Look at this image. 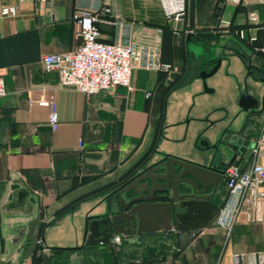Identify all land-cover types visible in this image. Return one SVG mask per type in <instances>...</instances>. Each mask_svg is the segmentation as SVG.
Returning <instances> with one entry per match:
<instances>
[{"label":"crops","instance_id":"0c3cea01","mask_svg":"<svg viewBox=\"0 0 264 264\" xmlns=\"http://www.w3.org/2000/svg\"><path fill=\"white\" fill-rule=\"evenodd\" d=\"M48 1L49 10L26 1L17 18L0 20V78L6 89L0 98V264H264V200L226 237L217 225L227 195L223 181L209 199L171 198L168 233L124 239L119 252L112 243L84 245L88 221L107 214L113 190L139 169L171 157L223 169L235 153L232 164L247 167L264 120V13L256 25L245 19L250 2L186 0V13L175 23L152 0H100L111 10L96 23L102 42L116 41V22L137 41L158 29L154 41L161 61L173 70L137 69L130 90L86 96L43 69V55L81 44L72 19L75 0ZM237 31L248 32L256 48ZM239 40L235 53L229 45ZM216 44L231 53L238 73L261 83V106L255 90L242 94L234 72L224 79L231 86L232 118L218 109L221 89L215 82L212 92L203 90L199 72H208L217 59L205 58L201 49ZM245 96L256 106L242 108ZM52 111L58 117L55 130L49 124ZM257 119L262 121L254 132ZM111 205L115 210L114 200Z\"/></svg>","mask_w":264,"mask_h":264},{"label":"built area","instance_id":"2783aa9c","mask_svg":"<svg viewBox=\"0 0 264 264\" xmlns=\"http://www.w3.org/2000/svg\"><path fill=\"white\" fill-rule=\"evenodd\" d=\"M26 1L37 2L46 10L50 8L48 0H0V20L17 18L20 4ZM243 1L264 5V0ZM159 3L168 22L177 23L186 13V0H159ZM110 14V8L102 5L100 0H75L72 19L75 35L81 44L74 50L43 55L41 63L45 72L56 73L61 86L86 96L116 87L130 90L132 74L137 69L171 72L172 65L161 61V49L154 41L156 33L160 32L158 29L144 33L137 41L130 35L126 36L128 30L124 31L121 22H116L114 24L119 31L116 41L102 42L96 23ZM249 17L252 22L258 19L254 11ZM5 94V84L0 78V98ZM49 124L52 130L57 128L55 111L49 114ZM249 160L246 168L230 164L222 169L227 195L219 209L217 225L224 230L226 237L241 216L250 219L253 208L264 200V120L257 139L249 148ZM124 239L127 240L122 236L113 237L111 243L116 252L120 251Z\"/></svg>","mask_w":264,"mask_h":264},{"label":"water","instance_id":"95a60500","mask_svg":"<svg viewBox=\"0 0 264 264\" xmlns=\"http://www.w3.org/2000/svg\"><path fill=\"white\" fill-rule=\"evenodd\" d=\"M236 35L243 43H250L251 49L256 48V42L249 39L248 32L237 31ZM219 67L220 61L216 60L208 72H201L205 92H211L205 85V79L214 75ZM240 106L247 110L255 107L256 103L242 97ZM235 158L236 153L230 164ZM222 181V168L193 164L173 157L139 169L109 196L107 214L88 221L84 245L109 244L115 236L130 239L168 233L173 229L171 198L209 199ZM113 200L115 210L111 205Z\"/></svg>","mask_w":264,"mask_h":264},{"label":"rangeland","instance_id":"374dc122","mask_svg":"<svg viewBox=\"0 0 264 264\" xmlns=\"http://www.w3.org/2000/svg\"><path fill=\"white\" fill-rule=\"evenodd\" d=\"M152 2H153L154 6L157 9H160V11H161V13L163 15V12L161 10V7H159L160 6V3H158L159 0L158 1L157 0H152ZM229 2L232 5V4H235L236 2L238 3L239 1L238 0H229ZM239 6L241 7V2H240V5H238V9L236 8V11H238L237 14L240 13ZM247 7H248V12L245 15V19L248 21V23H250V24L254 23V22H252L250 20V17H249V14L251 12H253V11L256 12V14L258 16V19L260 18V20H261V17H262V15L264 13V7H262L259 2H250ZM244 11L246 12L245 9H244ZM258 23H259V21H256V23H254V24L257 25ZM232 33L233 32H230V34H232ZM224 36H227V35H223L221 37H224ZM240 45H242L241 40H239L238 43L234 44L233 46L232 45H229V47H231L230 50H232V51H234L236 53L237 51H239L241 49V46ZM223 49H224V47L220 46L219 44H216L215 47L210 48L209 50L205 51L204 53H203V49H201L202 50L201 53L204 54L203 56L205 58L216 57V59L219 60L220 63L222 61H224V60L226 61V62L224 61L225 63L221 66V68L218 70V72L216 71L217 73L215 74L214 78H212L211 80H209L208 83L205 84V85H206V87L208 85V89L209 90L213 89L211 86H209V85H212V82L213 83L215 82L216 85L219 86V88L221 89V91L219 93H218V91L216 92V94L218 96V99L220 100L219 102L217 101L218 104H219L218 105V109H220V108L226 109L228 111V113H229L228 118H230L231 117V113H232V107H233L234 104L232 102L233 97H232V95L229 92V86L230 85L227 88L226 81L224 80L226 78V73L234 72L235 81L238 82L236 85H237V87L238 86L240 87V90L242 91V94L246 90H255V91H253V93L257 96V100L256 101L259 103L260 106L262 104V97H261V92H260L262 90V85H261V83H258L257 81H254L252 78H249V77L248 78H245L244 77L245 75H242L243 74L242 72H239L238 73V69L235 68L237 66V64L235 62L233 64V60L230 59V57H229V55L231 53H229L227 51L223 52ZM226 49H228V48H226ZM217 51H219V56L214 55V53L215 52L217 53ZM250 64H252L251 61H250ZM229 66H230V68H229ZM172 70H173V66H172ZM172 70H171V72H172ZM201 72L202 71L199 72V77H200ZM240 75H242V76L240 77ZM131 84H132V80H131ZM202 87H203V90H204L203 84H202ZM230 88H231V86H230ZM211 92H212V90H211ZM245 97H247V96H245ZM216 114H217V112L215 113V118H217ZM233 115H232V117H233ZM221 117L220 118H217V119H221ZM261 121L262 120L259 121V119H257V120H254V122L252 123V128H254L256 130L254 132H257V130L259 129V127L261 125ZM221 126H222V122L216 124V128L215 129L219 130V128ZM77 185L78 186H81V188H82V184H77ZM112 263L113 262H104V264H112ZM123 264H136V262H123Z\"/></svg>","mask_w":264,"mask_h":264},{"label":"trees","instance_id":"16d2710c","mask_svg":"<svg viewBox=\"0 0 264 264\" xmlns=\"http://www.w3.org/2000/svg\"><path fill=\"white\" fill-rule=\"evenodd\" d=\"M237 9H238V7H237ZM230 28H231V31H233V29H235V26L234 25H230ZM116 189V188H115ZM114 189V190H115ZM113 190V191H114ZM71 205H75V203L74 204H71ZM67 208H64V209H62V210H60L58 213H61L62 211H65ZM111 252H113L112 250V247H110V249H109ZM77 251V250H76ZM112 254H114V253H112Z\"/></svg>","mask_w":264,"mask_h":264}]
</instances>
